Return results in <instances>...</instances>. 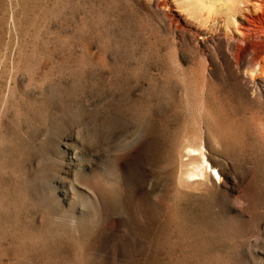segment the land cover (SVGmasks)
<instances>
[{
	"label": "rangeland",
	"instance_id": "1",
	"mask_svg": "<svg viewBox=\"0 0 264 264\" xmlns=\"http://www.w3.org/2000/svg\"><path fill=\"white\" fill-rule=\"evenodd\" d=\"M174 2L0 0V264H264V71Z\"/></svg>",
	"mask_w": 264,
	"mask_h": 264
},
{
	"label": "bare ground",
	"instance_id": "2",
	"mask_svg": "<svg viewBox=\"0 0 264 264\" xmlns=\"http://www.w3.org/2000/svg\"><path fill=\"white\" fill-rule=\"evenodd\" d=\"M174 1H176L174 2V5L178 8L176 9L177 10L176 15L177 17H179V19H181L180 16L182 15L181 14L182 9L180 8H183V5L187 7L186 10H189L190 13L193 14L196 13V9H198L202 16L206 15L207 17H209L213 14L216 15L217 12H222L223 14H225L224 20L226 24L230 26L231 23V26H233L235 31L232 35L228 36L226 32L228 30L226 29L225 31H223L224 32L223 34L219 33L218 36L216 37L217 38L216 52L220 58L218 61L224 69L229 71V73L233 76L234 80L238 83V85L244 91L247 90L246 88L251 82L250 81L251 78L249 77L250 75L248 76L246 72L242 73V70L245 68L247 69L248 67L249 71L252 72L254 70H250L251 68L254 69L257 68V70L261 71V73L264 71V27H259L260 28L259 30L253 28L255 22L257 21L256 19H259V15L264 13V0H199V1L174 0ZM162 8H164V6ZM235 13H237V15H239L240 17V22L236 24L231 22L233 19V14ZM234 16L236 17V15ZM212 19H213L212 22H214V24L216 23L218 24L217 18H212ZM183 21L185 20L183 19ZM203 32H199V33H203ZM189 150L187 152L189 155H194V153H196L197 151V150L195 151V149H192L190 151ZM199 153L202 154V152L199 151L196 154ZM202 158L204 159L205 157ZM69 159H70V163L72 164L73 167H75V169L80 167L79 164L80 157L76 155L74 150L72 151ZM203 162L205 163V161ZM190 165L191 167L187 171V177L196 178V176H199L202 172H204L202 171L204 170L205 167L204 164L190 163ZM206 166H208V163L206 164ZM218 179L220 181V177H218Z\"/></svg>",
	"mask_w": 264,
	"mask_h": 264
}]
</instances>
